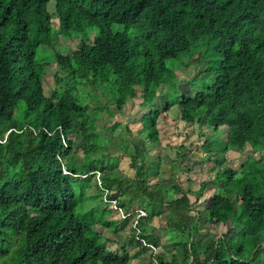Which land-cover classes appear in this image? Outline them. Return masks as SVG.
I'll list each match as a JSON object with an SVG mask.
<instances>
[{
    "label": "trees",
    "instance_id": "1",
    "mask_svg": "<svg viewBox=\"0 0 264 264\" xmlns=\"http://www.w3.org/2000/svg\"><path fill=\"white\" fill-rule=\"evenodd\" d=\"M56 34L78 57L51 79ZM186 58L192 78L180 77ZM138 82L145 141L158 144L161 113L177 107L182 122L225 132L224 152L247 151L217 176L205 233L182 184L168 203L161 185L148 186L160 163L120 114ZM87 87L91 102L79 95ZM117 131L132 142L121 154L111 153ZM122 155L135 179L119 176ZM163 210L176 213L182 258L159 264H264V0H0V264H131L129 246L159 248L148 224Z\"/></svg>",
    "mask_w": 264,
    "mask_h": 264
},
{
    "label": "rangeland",
    "instance_id": "2",
    "mask_svg": "<svg viewBox=\"0 0 264 264\" xmlns=\"http://www.w3.org/2000/svg\"><path fill=\"white\" fill-rule=\"evenodd\" d=\"M54 9L55 4H52L51 10ZM56 28H58V25H56ZM56 36L54 49H48L53 62L48 72V76L51 79L56 71H58V68L68 67L71 65L73 58L78 57L75 51L76 42H73L71 39L63 40L58 34ZM85 51L86 48H83L80 52L84 54ZM189 62V58L184 59L185 67L180 73L181 78L185 76L192 78L194 76L195 67ZM73 76L74 73L71 72L67 78H72ZM139 83H136L134 86L137 93L136 98L132 102L122 103V113L120 114H123L129 121V128L133 136L138 139L137 145H146L145 148L149 150L151 160L160 163L159 173L150 172L151 176H149L148 186L161 185L164 190V200L168 203L182 197V194L176 191V184H182L185 192H191L189 197L192 200V207L194 208L193 214L197 215L199 219L200 228L198 230H201V233H205L209 227L205 220L204 209L216 192L215 180L217 176L228 167L240 168L248 159L247 151L230 149L228 152H224L222 141L226 137L225 132L216 134L211 128L202 127L196 123L189 125L182 122L177 107L172 108L168 112L161 113L158 125V144L153 145L152 141H145L144 136L139 133L142 129L140 118L143 114L148 113L150 108L141 107L143 93ZM178 89L184 95L192 96L194 94L193 86L188 82H182ZM90 90L91 88L87 87L84 89L85 92H79L80 97L91 102L93 99L88 95V91ZM98 96L104 102L111 100L109 101L110 109L116 114L119 113V105L112 101L110 97L104 96L102 98L100 95ZM166 96L165 89L156 101L161 109L167 104ZM177 98V96L172 97L170 100ZM96 126L103 132L105 137L109 136V132L103 129L105 126L104 119L100 118ZM106 126L111 127L112 123L108 122ZM118 133L119 131L115 132L116 137L113 138L115 147L111 150V153L121 154L122 147L132 142L128 134ZM150 140L155 139L152 137ZM117 169L119 176L131 179L136 178V171L131 166V158L129 156H121ZM206 181H210V184L206 189H203L201 185ZM231 200L236 206V200L232 197ZM136 212H141L142 216H146V213L138 205L136 206ZM113 214L108 218H122L120 211ZM176 218V213L172 210H163L161 215L157 218L155 217L153 222H148L149 227L152 228L151 233L159 244V248L155 250L148 248L138 251L134 247L129 246L128 252L132 256L131 264H155V262H160V258L169 260L173 254H176L177 257L179 256V259L182 258V247L177 249L174 247L175 243H178L182 238L170 227ZM231 223L229 227L232 225ZM96 228L100 231L101 238L103 239L113 234L111 231L103 229L100 226ZM119 228L121 229V234L124 235L123 237L128 235L129 228L123 230L122 225ZM211 231L214 232L213 229ZM107 247L115 251L118 249L115 244H107Z\"/></svg>",
    "mask_w": 264,
    "mask_h": 264
},
{
    "label": "built area",
    "instance_id": "3",
    "mask_svg": "<svg viewBox=\"0 0 264 264\" xmlns=\"http://www.w3.org/2000/svg\"><path fill=\"white\" fill-rule=\"evenodd\" d=\"M65 173H66V172H65ZM120 212H121V214H122V216H123V211L120 210ZM150 248H152L153 250L156 249V248H154L153 246H150ZM155 264H159V262H155Z\"/></svg>",
    "mask_w": 264,
    "mask_h": 264
}]
</instances>
